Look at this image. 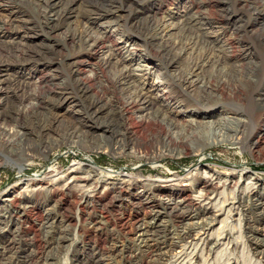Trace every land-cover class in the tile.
I'll list each match as a JSON object with an SVG mask.
<instances>
[{
	"label": "bare ground",
	"instance_id": "6f19581e",
	"mask_svg": "<svg viewBox=\"0 0 264 264\" xmlns=\"http://www.w3.org/2000/svg\"><path fill=\"white\" fill-rule=\"evenodd\" d=\"M177 2L184 13L172 32L165 19ZM111 35L106 58L96 59ZM124 41L133 44L125 58ZM187 49L196 53L181 67ZM132 54L163 68L158 99L143 84L126 86L135 81ZM82 55L91 77L77 69ZM0 90V124L14 127L0 126V164L22 172L62 147L85 155L15 185L20 202L43 207L40 240L49 250L36 252L8 228L0 231V264H264V179L257 172L193 164L183 174H152L164 160L199 158L222 143L264 161L263 0H0ZM190 107L201 117L224 112L210 122L213 138L197 130L198 121L179 122L168 110ZM101 152L149 169L104 170L90 154ZM5 200L0 223L9 227L14 214ZM71 201L76 209L66 214ZM73 213L79 235L65 224Z\"/></svg>",
	"mask_w": 264,
	"mask_h": 264
},
{
	"label": "rangeland",
	"instance_id": "374dc122",
	"mask_svg": "<svg viewBox=\"0 0 264 264\" xmlns=\"http://www.w3.org/2000/svg\"><path fill=\"white\" fill-rule=\"evenodd\" d=\"M264 1V0H263ZM184 7L180 2H177L173 5H168V14L172 16L173 18H170L167 16L165 19L167 27L173 32L175 31L174 27L176 24H180L178 17L183 14ZM86 23V22H85ZM82 23L81 27L87 28L93 35H99L101 27L91 24V23ZM88 25V26H87ZM90 27V28H89ZM97 31V32H96ZM99 33V34H98ZM174 37V34L172 35ZM116 38V35H111L109 39L105 41V47L101 48L98 53L94 56L96 59H105L107 56V48L110 46L111 40ZM122 44V43H121ZM124 49L121 51V57H129L131 50V47H133V44L129 41H124ZM176 53L179 52L178 49L174 50ZM196 52L194 50L190 51V49H187L184 52H180L179 60L180 65L185 66L191 55H195ZM92 55V54H91ZM134 57V60L132 61L131 65L129 67L132 70V73L134 76V80L132 84H126V86L130 87L133 84H140L145 86L149 91L147 94H150L155 99H158L161 94L162 87L159 85V80L161 79V76L164 72L163 68L160 66L154 65V63L150 62V60L147 57L141 56L139 54H132ZM90 60L87 55H82L79 57V62L77 65V69H81L80 75L81 76H92V71L89 66H87L88 61ZM92 60V59H91ZM94 60V59H93ZM110 65V66H109ZM104 66V70L108 75H112L113 73V65L109 64ZM112 65V66H111ZM147 65V68L145 67ZM211 67H207V73H211L213 71ZM169 73L173 71V69H169ZM146 73V74H143ZM160 73V74H159ZM143 75V76H142ZM142 76V77H141ZM37 76H32L31 83L37 80ZM145 77V78H144ZM30 87H33L32 84ZM93 92V87L91 88L90 93ZM189 92L191 93V96L194 97L196 95V92L192 89H189ZM4 94L3 91L0 90V107L5 105L4 101ZM15 98V97H14ZM12 98V99H14ZM16 99V98H15ZM17 103V102H16ZM174 118H176L179 122L184 121H191V119L196 120L199 122V129L202 133L208 137L210 135L209 140L214 137V132L212 130L213 124H210L211 120L217 119L219 116H222L221 114L224 113L222 111L217 112L213 117H201L198 114H194L192 110L196 111L198 109L195 108H185L183 111L179 112L177 115H174V113L170 112ZM200 111V110H198ZM217 117V118H215ZM134 121H137V114L134 115ZM0 126L7 130V131H13L14 127L13 124L10 122L8 123H2ZM208 133V134H207ZM92 157L97 162L98 167H102L104 170H112L117 173L121 172H136L143 169H149V167L144 163L140 162L134 158L131 157H112L108 156L106 153H90ZM77 157L78 159H85V155L83 152H80L76 149H69L66 147H62L61 149L54 150L49 154V156L42 160L40 158H35L32 162L25 163L22 166V172L18 170L16 166H11L9 164H0V198L1 199H9L5 200L8 203V208L12 210V214H14V223L11 224L9 227L0 223V231L9 230L12 233H15V230L17 229V233H19L20 237L22 239H25L26 241H30L32 243L31 249L35 250L36 252L41 251H48L49 248L43 247L42 242L40 240L41 237V223L42 218L44 215V209L43 207H36L35 205L27 202H20V200L15 197L17 192L19 191L20 183L23 182V179L25 178H33V179H39L43 176L44 172L49 169L52 166H58L65 168L73 158ZM198 157L188 156L183 158H178L174 160H164L161 162V164H157L155 168H152V174L155 172L162 173L164 170H167L168 168L170 171L167 173L178 171L179 173H184L189 169L193 164H204L208 165L214 169L218 170H226V169H240L242 166L250 167L252 171L257 172L263 179H264V161L263 160H256L253 158L246 150V148L243 145H233L229 143L225 144H217L213 145L210 148H207L203 151L201 156ZM201 159V160H200ZM140 162V163H138ZM190 166V167H189ZM147 173V170L144 171V174ZM166 173V174H167ZM19 183V184H18ZM18 184L17 186H15ZM9 191L8 195H4L5 191ZM74 198V197H73ZM73 200V199H72ZM28 205L26 208H22L23 205ZM21 206V207H20ZM76 209L75 203L71 201L68 205H66L62 211L66 214H72ZM3 211H0V214H2ZM74 214V213H73ZM16 217V219H15ZM75 214L73 217L67 218L65 221V224L67 225L68 229L71 232H76L77 235L80 233L75 230V226L77 224ZM15 224V225H14ZM112 226L111 224H108V227ZM3 227V228H2ZM15 227V228H14ZM17 227V228H16ZM14 228V229H13ZM14 230V231H13ZM10 234V233H9ZM102 238V239H101ZM96 241L99 245V247H105L107 244V241L104 239V237L96 238ZM66 244L68 246L69 241H64L63 245ZM92 241L86 245V247L89 249H93ZM44 248V249H42ZM51 251H54L52 248Z\"/></svg>",
	"mask_w": 264,
	"mask_h": 264
}]
</instances>
